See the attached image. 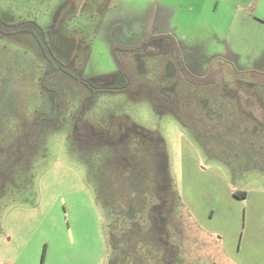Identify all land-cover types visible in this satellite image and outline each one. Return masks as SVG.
I'll return each instance as SVG.
<instances>
[{
    "label": "rangeland",
    "instance_id": "obj_1",
    "mask_svg": "<svg viewBox=\"0 0 264 264\" xmlns=\"http://www.w3.org/2000/svg\"><path fill=\"white\" fill-rule=\"evenodd\" d=\"M153 1L147 11L149 0H0V16L36 21L61 62L105 86L118 66L97 33L101 11L134 19L129 32L115 29L134 38L121 47H134L142 30L161 33ZM173 1L175 35L164 42L176 40L182 64L208 86L177 66L166 77L169 44L128 52L129 91L93 94L63 70L44 74L32 35L0 33V264H136L139 245L151 258L167 243L178 246L174 264H248L253 247L245 263L229 255L264 245V0L243 4L236 19L223 0L194 7L197 18L189 0ZM215 90L229 96L216 101ZM126 116L161 136L165 161L131 133L121 138ZM236 190L247 198L234 199Z\"/></svg>",
    "mask_w": 264,
    "mask_h": 264
},
{
    "label": "trees",
    "instance_id": "obj_2",
    "mask_svg": "<svg viewBox=\"0 0 264 264\" xmlns=\"http://www.w3.org/2000/svg\"><path fill=\"white\" fill-rule=\"evenodd\" d=\"M108 9H109L108 6L105 7L101 11L102 15H104L105 14L104 12L107 11ZM100 24H99V26L97 25V31L100 27ZM0 33L5 35V36L15 35L18 33H27V34L32 35L36 39L43 55L47 59L48 66L45 68L44 74H50V73H53V72L58 71V70H63L65 72H67L68 74H70L76 80L80 81L81 84H83L84 86L89 88L91 93H93V94L99 93V92H104V93H106V92L115 93L116 92V93H118V92H124V91L130 90V85H131L130 81L131 80H130L129 74L126 71L123 58L120 57L119 55H117L116 51L127 50L128 52H132V50H136L139 48L140 49L142 48V49H145L146 51H148L149 49L150 50H154L155 48L160 49V46L162 49L166 48V50L169 51L170 50L169 44H171V46L173 48V52L171 54L172 56L170 55V57H169V62L167 63V67L168 66L172 67V65H173V67L177 66L180 74L187 80V82L191 83V85H194V86L196 85L198 87L199 86H208L211 82L208 77L207 78L205 76L195 77L193 74H191L186 69L185 65L182 64L180 54H179V48H177V45L175 43L176 40H175V42L171 41V43H166L167 45H165L164 43L162 45L161 44L158 45L161 42V40H164V39L166 40V38L168 37V34L157 35V38L149 37V35H148V37L145 40L140 41V43H138L134 47H121L120 45L113 44L112 48H111V53H112V55L116 61L118 69L115 72L106 74L105 76L101 75V76H103L102 78H109L110 77L112 82L109 83L108 85L100 86V85H97L94 81H92L91 78L83 77V75L81 73V71L83 69L80 71L79 70L76 71V70L68 67L63 62H61V60H59L56 53L51 48L49 36L46 34V32L40 26V24H38L36 21H34V20H21V21H17V22H13V23H6L2 20V18L0 16ZM150 38H152V40H155V41H153V42L149 41ZM146 44H148V45L146 46ZM149 46L151 48H148ZM88 55H89L88 51H86L85 58L83 59L82 62H84L87 59ZM173 67L170 71L165 70L166 71L165 72L166 77H168L171 73L173 74V71H174ZM208 82H209V84H208ZM206 89L208 90V88H206ZM222 94H223V96H221L222 98L229 96L228 93H226V96L224 95V93H222ZM208 95L210 98H213L216 101L221 99V97L216 96V95H218V92L216 90H215L214 94H211L210 92H208ZM167 100H169V99H167ZM204 106H205V108H210L212 105H211V102L209 101V102H205ZM177 115H179V114H177ZM125 118H127L125 120L127 123L125 122L124 125H121V124L118 125V133L120 135H121L120 132H122L121 130H124V134L121 136V138H123L126 133H128V132L131 133L134 138L140 139L142 144L145 143L146 146L151 147L152 154L156 158L157 162L159 161L160 158L165 161V147H164L163 139L161 138V136L155 131H152L150 129L144 128L142 126H139V125L133 123L128 116H126ZM207 123L209 124L210 122H207ZM213 124L219 125L220 122L216 121ZM191 130L192 131L197 130L196 125H193L192 121H191ZM120 135H119V137H120ZM148 139L151 141L147 142ZM233 141H234V138H232V140H231V142L234 144ZM238 142H239V139H238ZM208 154L210 156H215L219 159H222V157H223L222 154H217V153H213V152H210ZM160 163H162V162H160ZM162 167H165L164 164H160V167H158V168H162ZM161 172L165 173L163 175V177L165 175H167V173L164 169H161L160 173ZM163 181H165V180L163 179ZM233 195L235 197L240 198V199H244L246 196V191L236 190L233 192ZM167 203H168V201H167ZM127 218H129V216H127ZM144 241H145V239L142 237L138 239V242H140V243L144 242ZM167 244L161 245V247H162L161 250L156 249L153 252L151 258L148 257L149 250L146 247L144 248L143 245H139V248L137 249L140 252L138 254V257H139L138 259H141V260L140 261L137 260L136 264H174V261L176 259V256H177V253L179 250V249H177L178 246L167 245ZM153 246H158V245H153ZM127 248H125V249H127ZM152 251H153V249H152ZM158 252L161 253L160 260L157 259L158 258L157 257ZM124 253H125V251H124ZM146 257H148V259H146Z\"/></svg>",
    "mask_w": 264,
    "mask_h": 264
},
{
    "label": "crops",
    "instance_id": "obj_3",
    "mask_svg": "<svg viewBox=\"0 0 264 264\" xmlns=\"http://www.w3.org/2000/svg\"><path fill=\"white\" fill-rule=\"evenodd\" d=\"M157 1L158 0H156L155 2H157ZM250 1L254 5L257 1L259 2L260 0H254V1L253 0H223V2L227 4L226 8L229 9L227 11V14L230 17H232V19L238 18V14H239L240 10L242 9V5L247 3V2H250ZM152 2H154V1L149 0V8L147 9V11H150V9L153 5ZM204 2H205V0H189V3L191 4L190 6H191V10H192V18H197V16H198V15H195V13H194L195 12L194 7H202L204 5ZM157 4L159 5L158 10H160V12H159L160 16H159V21H158V23H156V25H157V27L160 28V32H161L160 34H168L169 33L171 35H175L174 29L171 28L172 27L171 26L172 25L171 20L173 17H171L168 14L169 13L168 11H170L173 7H175L176 4L174 3L173 0H164V2H161L159 0V2ZM110 11L111 12H109V9H108L105 12L104 15H106V16H105V19L103 21H101L100 27L97 31L98 35L99 34L103 35V37L107 40V43L109 44L110 48H112L113 44L119 45L118 41H120V42L134 41V38L130 33H127V34H126V32L125 33H122V32L117 33L119 30L117 32L115 31L116 27L119 26V24H123L129 32L131 30V26H129V25L132 24V22H134L133 21L134 19H128V18H124V17L121 18V17H119V14L116 16L113 14L114 11H112V10H110ZM246 13H248V12H246ZM109 16H111V18L107 19ZM153 16H154V10L153 11L151 10L150 13H145V17H139L138 21H140V25L142 26V29H146L147 24L150 25L149 21L151 20V18H153ZM257 18L262 19L258 16H252L251 17V19L255 20L256 23L260 22L257 20ZM142 34H143V37H142V39L138 40V43H140V41H143L148 37V35H146V33L143 32V30H142ZM149 37H152V35H149ZM163 43L165 45H167L166 42H164V40H161V42L158 45H160V44L162 45ZM126 45H124L122 47H130V46H126ZM148 48H151V47L149 46ZM116 52H117V55H119L120 57L123 58V60L125 59V56L128 55L127 50H120V51H116ZM90 55H91V52H90ZM90 58H91V56H89L88 61H90ZM88 61L86 64H88ZM124 63H126L125 60H124ZM191 63L193 64L192 59H191ZM125 66H126V64H125ZM187 67H188V71L190 73H191V70L194 71V69H193L194 67H192V66L190 67L189 64ZM117 69H118V67H117ZM116 70H114L113 72H115ZM194 74H196V73H194ZM197 76H202V73L200 75H197ZM211 120L214 122L224 121V120L219 121V120L214 119V118ZM211 120L208 119V117L207 118L205 117V120H204L205 123L204 124H206V122H212ZM196 127H197V125H196ZM197 129H198V127H197ZM232 197L234 199H240L238 197H235L234 195H232ZM246 198H247V192H246V196L244 199H246ZM241 247H244L243 255L241 253H239ZM252 247H253V251L250 250ZM248 250L252 251V253L254 255V259L251 261L250 260L248 261L246 258H244L245 254L247 253ZM229 252H231V251H229ZM237 253L238 254H230L229 255V256H231L230 258H234L235 261H237L236 257H239L240 261L242 260L245 263V261L247 260L248 264H260V263L264 264V262L261 260V257L264 254V245H240L237 249Z\"/></svg>",
    "mask_w": 264,
    "mask_h": 264
}]
</instances>
